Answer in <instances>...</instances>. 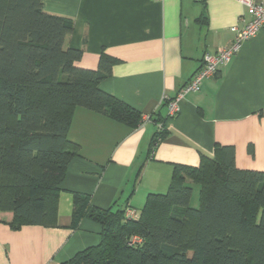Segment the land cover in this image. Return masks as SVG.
Here are the masks:
<instances>
[{"label": "crops", "instance_id": "1", "mask_svg": "<svg viewBox=\"0 0 264 264\" xmlns=\"http://www.w3.org/2000/svg\"><path fill=\"white\" fill-rule=\"evenodd\" d=\"M46 13L72 21L64 47L81 50L79 67L112 60L104 92L141 114L135 128L75 108L68 130L77 144L58 185L55 225L9 227L0 213V264H63L96 246L101 226L82 217L73 227V198L90 207L140 211L151 193H165L173 165L197 166L216 146H232L239 169L264 172V28L243 41L199 91L175 99L200 69L204 53L229 47L232 27L250 16L237 0H41ZM147 119V120H144ZM144 120V121H143ZM165 136L152 152L153 135Z\"/></svg>", "mask_w": 264, "mask_h": 264}, {"label": "trees", "instance_id": "2", "mask_svg": "<svg viewBox=\"0 0 264 264\" xmlns=\"http://www.w3.org/2000/svg\"><path fill=\"white\" fill-rule=\"evenodd\" d=\"M71 31L41 0H0V213H11L13 230L55 225L58 185L76 154L75 108L130 128L141 122L100 88L109 57L96 70L78 66L81 50L64 47ZM164 136L160 126L149 152ZM87 200L74 195L73 227L85 216L97 222L99 242L63 264H264V172L237 168L232 146H216L197 166L174 164L166 192L149 194L135 219L125 216L134 208Z\"/></svg>", "mask_w": 264, "mask_h": 264}, {"label": "built area", "instance_id": "3", "mask_svg": "<svg viewBox=\"0 0 264 264\" xmlns=\"http://www.w3.org/2000/svg\"><path fill=\"white\" fill-rule=\"evenodd\" d=\"M244 5L249 13L250 21L241 29L232 27L230 31L234 34L232 44L215 53H204L202 56V65L195 72L189 82L183 86L175 99L163 100L166 102L168 115L174 117L179 112V102L186 93L197 92L201 83L217 74L219 70L230 60L231 56L237 51L240 44L248 38L257 34L260 29L264 28V0H237ZM147 120V119H144ZM143 120V121H144ZM139 215V211L135 209H126L125 216L135 219ZM135 241V239H134Z\"/></svg>", "mask_w": 264, "mask_h": 264}, {"label": "rangeland", "instance_id": "4", "mask_svg": "<svg viewBox=\"0 0 264 264\" xmlns=\"http://www.w3.org/2000/svg\"><path fill=\"white\" fill-rule=\"evenodd\" d=\"M193 205H197L198 204V189L197 187H194L193 190V200L191 202Z\"/></svg>", "mask_w": 264, "mask_h": 264}]
</instances>
